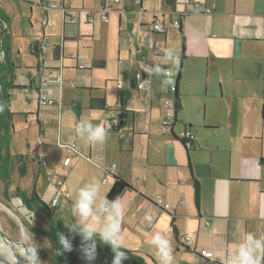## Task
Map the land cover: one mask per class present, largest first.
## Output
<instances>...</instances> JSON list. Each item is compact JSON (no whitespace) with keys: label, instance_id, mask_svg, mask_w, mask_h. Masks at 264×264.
Wrapping results in <instances>:
<instances>
[{"label":"crops","instance_id":"0c3cea01","mask_svg":"<svg viewBox=\"0 0 264 264\" xmlns=\"http://www.w3.org/2000/svg\"><path fill=\"white\" fill-rule=\"evenodd\" d=\"M160 2V8H156L150 0L147 4L141 0L136 14L120 20L121 40L112 61L115 69L105 76L103 86L94 83L92 72L91 87H85L89 108L91 97L103 99L105 104L104 109L90 108L92 122L108 130L107 140L115 141L114 148L107 149L106 140L103 149L111 150V154L100 160L99 144L88 147L74 141L75 149L67 148L68 156L64 159V166L67 160L70 166L63 169V177L67 170L70 172L64 190L71 188V177L82 163L118 175L134 188L126 191L131 196L128 201L123 199L126 192L120 197L124 204L123 249L134 252L145 264H159L150 239L160 230L172 242L174 264H225L233 245L244 233L264 234V165L260 163L264 157V0H190L192 4H202V10L192 12L190 4L186 7L190 12L183 15L181 34L171 24L172 9L164 7L163 0ZM206 7L213 11L205 12ZM181 9L182 5L178 7ZM162 13L165 30L154 31L152 25L163 18ZM96 22L92 23L93 29ZM96 41L92 33V43ZM158 47L162 49L160 53L156 51ZM168 49L174 50L177 62L166 59ZM53 50L54 47L52 58ZM62 51V56L53 58V95V86H60L55 82L60 76L64 78L61 93L66 86L64 69L68 66L64 63L63 45ZM182 52L185 58L181 63ZM95 61L104 59L92 57L91 66ZM76 65L79 67L77 61ZM151 65L160 66L165 74L170 70L175 76H170L169 84H163L162 77L149 75ZM178 71L181 109L177 121L182 126L176 124L172 106L163 105L167 99L174 102L173 86ZM138 72L144 74V79L150 76V84L143 90L137 86ZM31 85L37 91L35 81ZM69 86L76 88L75 84ZM120 114L123 127L111 128V120ZM165 122L168 126L163 130ZM185 128L196 136L194 148L187 149L179 138ZM134 153L141 156L136 169L131 159ZM113 155L119 156L121 162L109 172L102 166ZM13 157L12 165L22 168L25 173L19 175L24 177L29 156ZM47 163L38 160L39 166ZM134 177L136 182L132 183L129 179ZM34 189L44 201L36 184L29 192ZM158 196L170 203L169 209L154 203ZM54 197L55 193L51 201ZM52 214L58 220L55 211ZM101 225L102 220L95 222L97 230ZM170 226H174V232L169 231ZM183 235L192 236L193 247L183 245ZM200 249L212 251L214 258H202Z\"/></svg>","mask_w":264,"mask_h":264},{"label":"rangeland","instance_id":"374dc122","mask_svg":"<svg viewBox=\"0 0 264 264\" xmlns=\"http://www.w3.org/2000/svg\"><path fill=\"white\" fill-rule=\"evenodd\" d=\"M96 1L64 0L70 13L77 11L81 13L82 22L71 24L67 21L64 22L62 9L41 7L35 0H0V9L8 18L9 23L5 44L8 48V58L15 66L13 81L26 86V88L9 90L10 111L14 113L12 116L14 131L10 134V150L13 155L26 154L29 156L26 159V175L24 177L22 176L25 171L17 167V164L12 165L9 178H5L6 175L4 177L0 169V203L16 213L17 216L16 218L0 208V230L8 238L19 241L22 238L21 228L23 227L26 231L27 250L38 245V257L34 258L36 264H55L57 262L55 241L49 236V221L46 216L35 208L34 210L27 208L19 199V192H25L30 196L31 192L29 191L36 184L44 202L50 204L52 195L56 193V188L48 175L50 173L60 175L64 173L63 169L70 168V166H64V159L68 156L66 145L74 141L83 146L92 145L77 136L74 131L75 121L81 119L92 121L88 90L85 87H91L89 85L92 84V72L94 83L103 86L106 80L105 76L114 71L115 64L112 61L113 58H116L117 46L121 40L118 36L120 20L125 21L126 17H132L138 10L135 0H120L118 2L105 0L107 5L112 6L109 21L106 24L97 21L93 29L92 23L85 24V19L88 10L101 6ZM146 1L148 0H145V4H147ZM46 2L48 4L59 3L60 0H46ZM150 2L156 8L161 6L160 0H150ZM92 33L97 38V41L93 43ZM64 37H66V41L63 40ZM43 39L49 42V46L45 50V56L49 59H52L54 45L62 44L65 52L64 63L68 66L64 69L66 86L62 93L60 86H53L54 91L56 89L54 96L59 98L58 105H38V92L35 90V86L33 85V88L31 85L34 81L36 86L39 85L40 79L47 75L43 66L39 65L42 57L34 48L36 40L42 41ZM2 42V28L0 27V56L3 63L5 52ZM96 56L104 59L106 63L104 68L91 66L92 57ZM76 61L79 67L76 65ZM80 65L84 67H80ZM69 84H75L76 88L70 87ZM168 97L172 99L171 95ZM61 114H63L62 127L60 125ZM39 120L42 122V126L39 124ZM176 124L182 126L179 120ZM61 136L62 139H58ZM114 142L111 139L107 140V149L114 148ZM99 145L101 155L111 154V150L103 149L104 143ZM39 159L44 162L48 161L47 165L39 166ZM131 159L136 169L138 164H141V156L134 153L131 155ZM120 162L121 158L113 155L106 164L107 166L99 164L112 172V163H115L116 166ZM19 172L22 176L19 175ZM69 173L68 170L65 173V184L66 176L68 177ZM105 178L108 179L107 183H104ZM93 179L101 183L104 195L113 183L110 174L101 172L91 164L89 166L82 163L78 172L71 177V188L66 187L65 189L68 192V198L62 197L58 208L50 205L51 212L55 211L58 220L68 222L71 219L72 204L79 188ZM129 180L135 183L136 177ZM128 193L130 192H126V195L123 196L125 202L128 201L127 199H131ZM1 255L7 263L16 264L12 260H6L8 258L4 253Z\"/></svg>","mask_w":264,"mask_h":264},{"label":"clouds","instance_id":"9594fccd","mask_svg":"<svg viewBox=\"0 0 264 264\" xmlns=\"http://www.w3.org/2000/svg\"><path fill=\"white\" fill-rule=\"evenodd\" d=\"M165 56L173 63L178 61L172 49H168ZM150 68L151 75L162 77L163 84L171 82L170 74L166 75L163 68L158 65H151ZM146 84H150L149 77L141 80L140 87ZM60 125L63 126V114L60 117ZM74 131L77 136L85 139L89 144H103L109 136L106 128L87 119L75 121ZM58 139H62V136ZM71 213V219L65 227L69 233L78 234L81 237L79 250L88 264L96 259L97 239L111 247L114 253L112 264H123L128 255L122 250L124 204L119 196L114 200H109L103 194L101 183L95 179L90 180L79 188ZM98 220H102L99 230L95 226ZM58 243L59 251L60 249L64 252L73 250L72 238L63 232L58 234ZM150 244L156 250L159 264H174V249L166 232L155 231L151 235ZM29 252L31 264V261L38 257V245L30 248ZM225 264H264V234L244 233L242 238L233 245Z\"/></svg>","mask_w":264,"mask_h":264},{"label":"trees","instance_id":"16d2710c","mask_svg":"<svg viewBox=\"0 0 264 264\" xmlns=\"http://www.w3.org/2000/svg\"><path fill=\"white\" fill-rule=\"evenodd\" d=\"M164 7H169L172 9V12H177L179 6H183V9L179 12H177L180 15L179 25L178 27H175L179 33H182V19L183 15L190 12H199L200 9L195 7L193 9L187 10L186 7L188 5H185L183 2H180V0H163ZM138 6H141V0H138L137 2ZM202 5V4H201ZM200 5V6H201ZM41 7H44L43 5H40ZM47 16V13H46ZM63 19H65V14H63ZM0 20L4 21L8 25V18L6 15L1 11L0 9ZM65 22V20H64ZM172 22V21H171ZM88 24V23H87ZM173 25V23H171ZM9 26V25H8ZM3 36V42H2V48L5 52V61L1 63V83H0V169L2 170L3 176L5 178L10 177L11 167H12V161L14 160V157L10 150V143H11V132L14 131L13 124H12V116L14 113L10 111V98H9V90L11 89H21L26 88L24 85L15 84L13 81V77L15 74L14 71V64L9 60L8 58V48L5 44V38L7 36L6 30L2 32ZM63 40H66L64 37ZM185 48V41L184 38H182V50ZM62 45H54L53 50V58L58 59L60 56H62ZM185 56L182 52L181 56L179 57L180 62L184 60ZM105 62L104 61H95L93 62L94 67H104ZM179 83H180V73L176 77V83H175V89H174V102L172 104V110L174 113L175 121L177 122V114L179 113L181 109V103H180V95H179ZM104 101L103 99L98 98H92L90 99V108L91 109H104ZM122 118V117H121ZM122 120V119H121ZM39 124L41 125L42 122L39 120ZM262 125L264 126V115L262 116ZM42 126V125H41ZM123 124H119L116 130L119 128H122ZM114 129V128H113ZM183 142V141H182ZM5 149V151H3ZM3 153V155H1ZM20 158V157H19ZM260 163L264 165V157L260 159ZM113 183L111 185V188L107 192L106 196L109 200H114L118 196L121 197L123 193L129 190H134L131 184H129L127 181H125L122 177L111 174ZM197 189V186H195ZM19 199L22 200V203L29 209L34 210L37 209L39 212L44 214L46 218L49 221V236H51L55 241V251H56V259L58 263L63 264H88V262L83 258L82 253L80 252V246H81V237L78 234L69 233L68 229L65 227V223L60 222L56 218H54V215L51 212V208L47 203H45L36 190L34 189L30 196H28L25 192L20 193L18 195ZM63 232L66 236H70L72 238V245L73 250L71 252H64L63 249H60L59 251V243H58V234ZM122 250L126 251L128 258L123 262V264H145L144 260L137 256L134 252L125 250L122 248ZM59 251V252H58ZM114 257V253L112 252V249L109 245L104 244L102 241L97 239V255L96 259L91 262V264H112V260ZM54 262V261H53ZM1 264V263H0Z\"/></svg>","mask_w":264,"mask_h":264},{"label":"built area","instance_id":"2783aa9c","mask_svg":"<svg viewBox=\"0 0 264 264\" xmlns=\"http://www.w3.org/2000/svg\"><path fill=\"white\" fill-rule=\"evenodd\" d=\"M37 4L43 5L45 8H58V9H62L63 10V14H65V22H69L71 24H79L81 21V13L80 11H77L75 13H70L68 8L65 6L64 1H61L60 3H56V2H51L50 4H48L46 2V0H35ZM115 2H117L118 0H114ZM98 3H100L101 6L96 7V8H92L90 10H88L86 12V22L88 23H95L96 21H102V22H108L109 20V12L112 10V6L107 5L105 3V0H97ZM138 2V1H137ZM136 2V3H137ZM183 3L185 5L190 4L191 5V9L197 7L200 10H202L200 8V4H192L190 3V0H183ZM182 10V9H181ZM180 10V11H181ZM204 11L207 13H211L213 10L211 7H206L204 8ZM177 12H179V10H177ZM177 12H171L172 14V19H171V23H173V25L175 27H178L179 25V20H180V15ZM163 18L156 20L153 23V29L154 31H159L162 32L165 30V25H164V15L165 13H162ZM45 23V21H44ZM6 23L4 22V26L3 23H0V27L3 26V29L5 30ZM150 41L153 42L154 41V36L151 35L150 36ZM49 46V42L45 41V39H43L42 41L40 40L37 45L35 46L38 53L41 55L42 60H41V66H43V69L45 70V72H47V75L43 78L40 79L39 85L36 86L37 92H38V103L39 105H57L58 104V99L54 97L53 95V89H52V74H53V69L55 68V62L52 59H49L47 56H45V50L47 49V47ZM156 51L158 53H160L162 51V49L160 47L156 48ZM1 59V56H0ZM166 74H170V76H175L174 73L170 70L166 71ZM149 75H151L149 73ZM136 79H137V86L139 89H145L148 84L144 85L142 88L140 87V83L141 80H144V74L142 72H138L136 73ZM55 82H57L60 87L62 88L63 83H64V78L63 76H60ZM74 85V84H72ZM173 88L175 89V86H173ZM172 102L170 100H165L163 102L164 107L166 108H170L172 106ZM170 116L168 117V120H170ZM119 121L120 119L118 118V116L114 119L111 120L109 126L111 128H117L119 126ZM167 122H165L162 125V129L166 130L167 129ZM179 138L183 141V144L185 145V147L187 149H191L195 147V140L196 137L194 135V133L188 129L185 128L181 134H179ZM67 148H69L70 150H74L75 149V143H71V144H67L66 145ZM104 158L103 155L99 156V159L102 160ZM66 166H68V160L65 162ZM115 167V165H112V169ZM49 179L51 181H53V183L56 186V193H55V197L52 199L51 201V206L52 207H57L59 204V200L62 197L68 198V192L64 190V177L62 174L58 175L55 173H50L48 175ZM108 179L105 178L104 179V183H107ZM183 199L181 200V203H183ZM155 204L163 206L165 209H169L170 208V203L166 202L164 200V198L162 196H158L155 199ZM55 204V205H53ZM153 226V222L150 221L149 223V227ZM175 228L174 226H170L169 231L174 232ZM182 243L184 246L191 248L194 245V240L192 238L191 235H183L182 237ZM199 255L204 258V259H213L214 258V253L208 249H200L199 250Z\"/></svg>","mask_w":264,"mask_h":264},{"label":"bare ground","instance_id":"6f19581e","mask_svg":"<svg viewBox=\"0 0 264 264\" xmlns=\"http://www.w3.org/2000/svg\"><path fill=\"white\" fill-rule=\"evenodd\" d=\"M0 208L8 211L14 217L17 218L16 213H14L12 210L2 205L1 203H0ZM21 231H22V238L21 240L17 241L8 238L0 230V253L1 254L4 253L7 256L8 259L6 260H12L16 264H30L29 261L30 252L27 250V237L25 234L26 231H24L23 227L21 228ZM31 264H36L34 259L31 261Z\"/></svg>","mask_w":264,"mask_h":264},{"label":"water","instance_id":"95a60500","mask_svg":"<svg viewBox=\"0 0 264 264\" xmlns=\"http://www.w3.org/2000/svg\"><path fill=\"white\" fill-rule=\"evenodd\" d=\"M0 23H1V20H0ZM34 48H35V50H36V47H34ZM1 63H2V61H1V59H0V68H1ZM179 73H180V71H178V73H177L176 76H178ZM146 78L148 79V77H146ZM149 79H150V76H149ZM0 83H1V69H0ZM0 88H1V86H0ZM121 117H122V118H121ZM118 118L120 119L119 124H123V125H124L123 114L118 115ZM121 119H122V120H121ZM0 263H1V264H8V263H6V262L3 260L1 253H0Z\"/></svg>","mask_w":264,"mask_h":264}]
</instances>
